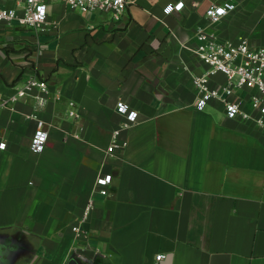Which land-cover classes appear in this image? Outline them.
<instances>
[{
    "label": "crops",
    "instance_id": "1",
    "mask_svg": "<svg viewBox=\"0 0 264 264\" xmlns=\"http://www.w3.org/2000/svg\"><path fill=\"white\" fill-rule=\"evenodd\" d=\"M176 1L134 0L116 20L50 0L44 30L0 23V93L30 74L49 86L0 108V264H264V129L218 99L197 107L209 65L193 51L199 27L264 45V0H232L215 23L207 9L228 0L165 13ZM120 100L138 112L126 127ZM90 201L93 232L78 235Z\"/></svg>",
    "mask_w": 264,
    "mask_h": 264
},
{
    "label": "built area",
    "instance_id": "2",
    "mask_svg": "<svg viewBox=\"0 0 264 264\" xmlns=\"http://www.w3.org/2000/svg\"><path fill=\"white\" fill-rule=\"evenodd\" d=\"M50 0H0V23L27 27L36 31L44 30L48 23ZM69 7L79 9L84 12L102 10L112 14L119 20L125 13L128 5L134 0H62ZM185 0H177L165 6V13L180 10L184 7ZM232 0L222 4L211 5L207 11V17L213 22H218L230 10L235 8ZM198 39L197 46L193 51L198 57L209 65V69L202 75L194 76V83L200 91L197 102L199 109L205 108L211 99H218L225 105L226 114L235 118L241 116L245 119H253L262 129H264V45H253L247 37H241L237 41H220L199 27L196 31ZM223 73L226 76L225 84L211 86L210 79L216 73ZM34 91L48 93L49 86L46 80L36 74H30L23 84L17 88L12 95L0 93V108L5 107L19 99L32 95ZM238 91L246 93L252 111L244 109L245 99ZM40 96V95H39ZM234 96V97H233ZM233 97V98H232ZM40 100L45 98L40 96ZM70 105L74 106L75 101L71 100ZM118 111L126 114L127 121L122 127L137 121L138 112L129 110L122 100L117 103ZM69 115L77 116L74 108H71ZM116 128L112 134V141L108 147L109 151H114L118 147H123V142L119 140L121 128ZM48 140V130L42 120L38 121V127L32 137L31 148L35 152H42L46 148ZM7 142L0 141V148L5 149ZM112 178L111 174L99 177L98 184L102 186L101 192H108L107 185ZM93 207L90 201L85 208L84 215L80 223L73 225L72 229L78 234H90L93 228L86 225L88 216ZM164 255H157V259H162Z\"/></svg>",
    "mask_w": 264,
    "mask_h": 264
}]
</instances>
